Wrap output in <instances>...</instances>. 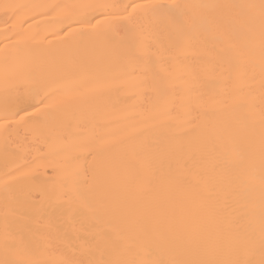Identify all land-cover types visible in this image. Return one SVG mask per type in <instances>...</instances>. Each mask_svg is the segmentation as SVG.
I'll return each mask as SVG.
<instances>
[{
  "label": "snow or ice",
  "instance_id": "1",
  "mask_svg": "<svg viewBox=\"0 0 264 264\" xmlns=\"http://www.w3.org/2000/svg\"><path fill=\"white\" fill-rule=\"evenodd\" d=\"M0 9L12 14L9 19L21 20L12 35L4 33L13 48L10 52L5 44L0 63V132L11 124L33 125L40 132L52 123L61 125L78 105L138 79V66L159 60L161 71L170 75L165 57L171 56L174 35L205 33L217 42L241 38L231 47L230 70L238 80L247 78L209 104L197 100L196 115L190 106L178 111L165 103L150 109L154 114L133 129L82 145L78 159L84 166L72 195L66 196H75L94 223L72 236L19 230L16 218L26 195L21 177L29 172L7 171L0 185V264H264V0L195 5L175 0L55 6L0 2ZM57 10L64 14L65 34L79 32L80 55L35 54L39 32L25 29L24 23ZM121 28L126 36L117 40ZM99 48L116 54L97 57ZM121 65L133 70L126 69L119 79L105 76ZM257 79L258 113L252 87ZM166 83L153 73L147 90L166 100ZM158 129L165 135L150 142ZM185 154L187 160L177 166ZM58 155L53 151L43 165H54Z\"/></svg>",
  "mask_w": 264,
  "mask_h": 264
},
{
  "label": "bare ground",
  "instance_id": "2",
  "mask_svg": "<svg viewBox=\"0 0 264 264\" xmlns=\"http://www.w3.org/2000/svg\"><path fill=\"white\" fill-rule=\"evenodd\" d=\"M0 2L55 6L125 5L142 3L146 0H0ZM151 2L171 4L173 0H151ZM175 2L195 5L241 2V0H175ZM11 15L10 12L6 15L4 10L0 9V63L3 61L5 44L9 45L10 52L13 48L12 42L5 39L4 33L8 32L12 35L18 30L21 22L20 18L9 19ZM63 19V12L57 10L49 16L39 17L31 24L24 23L25 29L39 32L41 42L33 45L36 55L46 57L49 54H81L76 40L79 32L65 34L67 25L62 23ZM113 23H121V21H113ZM74 27L79 30H91L81 25ZM125 36L126 29L121 28L116 39L122 40ZM240 43L242 40L239 37L217 42L214 35L205 33L174 35L170 48L171 56L165 57L170 75L161 71L160 62L156 60L149 66H138L134 69L138 79L133 78L119 87L97 94L89 102L75 107L61 125L52 123L42 132L37 131L33 125H8L6 133L0 132V185L7 171L22 168L29 172L28 176L21 177L26 195L22 206L18 209L16 227L26 235L46 234L54 230L72 236L81 227L87 228L93 224L91 213L80 206L75 196L71 199L66 196V194L72 195L73 182L84 166V162L78 159L82 155L79 148L93 143L98 136L115 135L123 129H133L154 114L149 111L150 109H159L165 103L175 106L178 111L181 106H190L193 115H196L200 110L195 103L197 100L209 104L214 98L230 94L233 86H238L247 79L238 80L230 70L231 47ZM115 54L111 48H99L95 53L97 57L105 59ZM126 69V65H121L118 70L105 73V76L119 79ZM157 72L167 82L166 100L158 99L155 92L147 90V86L151 84L152 74ZM252 87L255 93L253 103L258 113L260 107L258 79ZM3 105L4 97L0 88V114ZM180 114L182 116L183 112ZM164 135V130H154L149 140L159 142ZM53 151L59 153L54 165L50 162L44 166L42 162ZM186 160V154L178 158L177 166ZM3 203L4 193L0 187V236H2Z\"/></svg>",
  "mask_w": 264,
  "mask_h": 264
}]
</instances>
